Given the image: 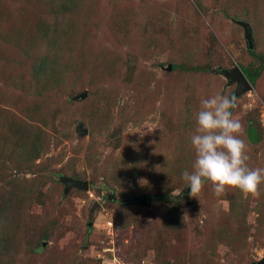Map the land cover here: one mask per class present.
Wrapping results in <instances>:
<instances>
[{"label": "rangeland", "instance_id": "rangeland-1", "mask_svg": "<svg viewBox=\"0 0 264 264\" xmlns=\"http://www.w3.org/2000/svg\"><path fill=\"white\" fill-rule=\"evenodd\" d=\"M63 1L0 0V109L19 114V109L28 107L32 116L44 111L42 117H48L53 130L46 128L51 133L48 150L35 159L34 174L42 167L41 172L50 176L69 163L89 184L87 190L71 188L66 195L63 184L59 207L65 209L59 226L51 229L53 237L43 241L48 251L44 256L57 254L58 264H157V253L163 264H253L262 260L264 225L258 224L253 209L257 198L248 199V235L246 242L240 240V251L217 242L207 252L205 234L215 222L229 219L230 232L241 230L234 215L226 214L232 208L231 193L217 196L206 183L195 198L187 189L174 213L163 201L143 205L131 202L133 196L124 197L133 187L142 188L134 195L141 196L164 178L173 186L181 171H193L195 152L190 137L195 133L200 102L215 94L227 96V80L194 71L191 64L212 70L251 59L243 28L223 12L225 0H200L205 10L196 0H76L75 6H69L73 15L55 12ZM260 12L255 27L264 26V0ZM73 28L71 38L63 37V29ZM57 30L59 41L53 42ZM28 42L33 45L27 47ZM104 44L108 53L101 47ZM259 49L264 54V46ZM172 62L184 63L189 71L168 70ZM52 67L58 72L53 73ZM58 73L60 78L55 81ZM235 86H229L231 92ZM251 86L237 99L232 113L243 124L244 133L246 126L263 133L260 142L248 144L253 168H262L264 70L258 84ZM83 91L86 97L77 98ZM91 97L92 104H97L93 110ZM26 120L32 123L31 118ZM90 144L97 151H87ZM125 147L131 148L136 165L153 173L128 176L123 186H110L104 180L107 166L117 172L133 165L122 160ZM32 172L17 170L16 175L31 178ZM51 183L47 178L44 192ZM181 190L177 186L172 193ZM30 201L29 214L41 213L44 206ZM170 216L177 220L172 223Z\"/></svg>", "mask_w": 264, "mask_h": 264}, {"label": "trees", "instance_id": "trees-1", "mask_svg": "<svg viewBox=\"0 0 264 264\" xmlns=\"http://www.w3.org/2000/svg\"><path fill=\"white\" fill-rule=\"evenodd\" d=\"M196 1L198 6L205 10L200 0ZM62 3L57 5L55 12H62V14L69 12L70 15H73V8H69V6H75L76 0H64ZM243 4L245 5V10L241 11ZM224 5L223 12L226 15H231L237 26L239 25L243 28L239 23L243 22L251 29L254 47L252 49L246 47V52L251 59L246 61V63L238 62L236 65L240 68L251 85H257L262 71L264 70V54L261 49H259L261 45L264 46V26L255 27L254 22H256L261 14L260 8L263 7V0H225ZM194 13L199 15L197 11ZM244 16L246 19H241V17ZM261 24L262 23L259 25ZM37 31H39V29H37ZM57 32L58 30L54 31L53 42L59 41L60 35L58 36ZM27 34L25 38H27ZM62 34L65 38H71L74 34V28L70 30L63 29ZM33 36L34 35L29 32L28 37L32 39ZM123 39H125V36L121 37V40ZM26 40H28V38ZM32 45V43L28 42L27 47ZM21 47L25 49L23 45ZM101 47L106 49L108 53L106 44L101 45ZM26 51L30 52L31 50ZM42 66V64L38 65L39 70ZM171 66V70L180 69L182 71H189V68L182 62H172ZM220 68L226 67L220 66L212 70L207 66L202 67L198 64H191L190 67V69L194 71L221 75L219 74ZM50 70L53 71V73L58 72V70H55V67H52ZM54 77V80L57 81L60 78V73L56 74ZM74 79L78 80L77 76ZM43 80L44 83L47 82V79L44 77ZM224 89L227 91V96L232 93L231 87L226 85ZM6 102L7 104L15 105L18 103ZM90 102L91 104L94 103V97H91ZM96 107L97 104H92L90 110L96 109ZM26 109L30 110L28 107L19 109V114L12 109H0V264H58L59 257L57 254L50 256V258L44 256L48 251H46L47 247L44 248L42 244L43 241L53 237L51 235V229L59 226V218L65 209V206L59 207V203L61 202L59 201V196L63 189V183L59 180V177L69 176L80 179V176L74 173L69 163L64 164L60 170H53L50 176L41 172L42 167H38L39 169L35 170L37 173L34 174V172H32L33 167L36 165L34 163L35 159L39 158L48 150V141L51 136L50 132L53 129L49 123L47 124L49 120L48 117H42L45 113L44 111L32 116ZM236 109L237 106L232 109V112L236 111ZM51 110L52 108L46 107V111ZM93 115L94 114L91 115V120H93ZM26 118H31L32 123H29ZM46 128L51 131H47ZM244 134L243 137L247 145L257 144L263 139V133L257 131L255 126H246ZM64 135L66 136V134ZM93 136L94 135H92V137ZM114 137L119 139V136ZM93 146L90 144L89 150L87 151L90 152L93 149L97 151L96 146ZM124 151V159L122 160L124 163L131 161L133 165L130 166L129 169L124 168L125 171L117 172L113 167L107 166L104 170V180L110 186H123L124 178L128 176L135 178L136 175H142L143 173L146 176H151L153 173V171L149 170L147 167L136 165L137 162L132 158L131 148L125 147ZM43 163L45 162H42V165H44ZM247 163L250 168H253L250 158ZM262 168H264V162ZM7 169L10 170L9 173ZM25 169L31 170L34 176L31 178L17 177L16 171ZM12 170L15 171V173H12ZM179 170L180 169H178V171ZM175 171L176 169L172 172ZM182 173L183 171L180 172V175H178L179 178H177V182L173 186L169 184L171 181L166 184L164 178L163 182L158 181L150 187H147L148 190L142 193L147 196L146 201L158 200L166 202L170 205L169 211L172 213L176 212L175 205L185 198L184 196L188 191L187 189L190 190V186L185 185L182 179ZM47 178L50 179L53 184L51 183L46 192H44L43 188ZM206 183L207 187L211 184L209 181H205V184ZM90 184L93 185L94 182L90 181ZM177 186H181L182 190L177 194H173L172 189ZM137 189L138 188L133 187L130 192L124 194V197L128 196V198H130L142 192L141 187ZM225 192L231 193L232 197V208L230 212H226V214L234 215L241 230L237 229L230 232L231 225L229 219L215 222L211 225L209 232L205 234L209 243L207 252L212 251L217 242L223 244L228 243L232 250L237 252L241 249L240 240L247 241L246 235H248V232L246 226L248 225L245 217L249 208L248 199H251V195L243 197V193L238 188L231 187L227 188ZM261 192L262 194L260 198L257 199L258 201L253 209L258 214V224L264 225V199H262L264 198V184L261 185ZM32 199L38 203L40 202L44 206L41 213L31 215L27 211L31 202L30 200ZM65 202H67V199ZM170 220L173 223L177 218L176 216H170ZM206 226L207 224L205 223L204 227ZM210 231H212V233H210ZM207 252L205 251L204 259H207L209 256ZM239 256L240 258L243 257L242 251ZM155 257L157 264H163L159 253H157Z\"/></svg>", "mask_w": 264, "mask_h": 264}, {"label": "clouds", "instance_id": "clouds-1", "mask_svg": "<svg viewBox=\"0 0 264 264\" xmlns=\"http://www.w3.org/2000/svg\"><path fill=\"white\" fill-rule=\"evenodd\" d=\"M236 106L235 97L220 94L200 102L195 133L190 137L195 152L193 171L182 173L192 197L199 196L205 181L211 182L217 196L230 187L257 199L262 194L264 168H250L247 163L250 157L248 145L242 138L244 127L231 111Z\"/></svg>", "mask_w": 264, "mask_h": 264}, {"label": "water", "instance_id": "water-1", "mask_svg": "<svg viewBox=\"0 0 264 264\" xmlns=\"http://www.w3.org/2000/svg\"><path fill=\"white\" fill-rule=\"evenodd\" d=\"M244 28V39L246 42V47L252 49L254 47V42L252 39L251 29L246 23L239 22ZM171 64H168L167 69L171 70ZM219 74L226 78V85L230 86L233 83H236V86L229 97H235L237 100L243 93L251 89V84L240 70V68L235 65L231 68H220ZM87 95L86 91H83L76 95L77 98H85ZM59 180L64 184L63 194L66 195L71 188H77L80 190H87L89 187L87 180L75 179L69 176H60ZM147 196L145 194L141 196H133L129 199L131 202H137L139 204H146ZM46 242H43V246ZM253 264H264V258L258 262H254Z\"/></svg>", "mask_w": 264, "mask_h": 264}]
</instances>
